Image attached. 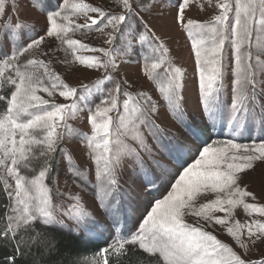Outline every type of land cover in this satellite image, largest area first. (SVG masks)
I'll return each instance as SVG.
<instances>
[{
    "label": "snow or ice",
    "instance_id": "obj_1",
    "mask_svg": "<svg viewBox=\"0 0 264 264\" xmlns=\"http://www.w3.org/2000/svg\"><path fill=\"white\" fill-rule=\"evenodd\" d=\"M205 4L211 8L213 0H109L107 6L97 7L85 0H58L54 9L47 0H0V89L5 85L10 89L7 95L0 94V101L5 102L0 110V193L8 201L0 246L13 249L9 264H16L17 257L31 254L33 248L40 256L57 254L59 244L53 232H67L77 241L116 233L111 243L77 264H128L129 252L140 254L137 264H264V203H257V194L249 190L256 184L264 196V142L243 145L229 139L219 146L198 147L199 158L182 168L163 198L155 199L143 223L133 230L135 226L129 228L124 220L121 227V214L143 192L150 193L160 178L155 170H165L155 159L153 168L145 164L141 151L151 156V148L139 131L131 137L139 151L121 139L130 126L150 125L155 138L157 132L165 131L156 119L163 110L164 116L184 129V140L195 142L201 134H208L226 111L232 137L247 133L251 138L257 127L264 134V102L260 100L264 93V79L260 78L264 77V42L252 50L253 34L258 39L264 36V0H234V6L233 0H216L217 14L209 21L186 19L193 6L203 11ZM26 9L38 12L43 23L37 17L21 19ZM81 18L84 23H76ZM153 18L162 31L171 19L191 41L203 128L187 118L184 69L164 38L153 30L149 23ZM22 32L35 35L21 45ZM76 32H95L109 47H92L70 38L69 33ZM6 40L11 43L6 45ZM46 41L48 47L42 48ZM117 41L119 49L114 47ZM226 44L232 49L233 63L230 105L224 83ZM138 48L140 53L145 48L150 53L142 56L140 71L155 84L163 104L136 89L133 78L116 79L121 66L117 54L123 63L125 57L136 55ZM61 51L63 59L57 57ZM82 51L100 55H80ZM54 61L63 65L64 71H77L79 65L100 72V76L91 84L73 87L53 70ZM57 94L66 103L56 102ZM95 96L99 103L93 109L88 102ZM85 109L90 135L73 130L68 123ZM114 112L115 117L111 115ZM74 137L96 167L101 192L92 208L85 201L91 183L87 164L83 169L72 164L71 149L61 147L62 141L67 138L71 142ZM185 147L183 142L175 145L178 154ZM57 151L64 157L66 177L80 191L59 188ZM125 158L132 162L134 177L127 190L121 184ZM4 173L14 186L3 178ZM48 179L56 184L55 192L45 183ZM67 183L66 179L65 187ZM55 196L65 197L66 206L55 204ZM237 209L250 219H236ZM188 218L193 219L189 222ZM216 225L230 237V244L207 230ZM23 233L29 234L28 240Z\"/></svg>",
    "mask_w": 264,
    "mask_h": 264
},
{
    "label": "rangeland",
    "instance_id": "obj_2",
    "mask_svg": "<svg viewBox=\"0 0 264 264\" xmlns=\"http://www.w3.org/2000/svg\"><path fill=\"white\" fill-rule=\"evenodd\" d=\"M48 4L51 8H56L58 0H47ZM63 0H59V3H62ZM86 3H89L93 7L97 6H107L109 0H85ZM216 0H213V7L209 8L207 4L204 5V10L201 11L195 6H193L192 10L188 11L186 14V19H194L200 23L207 22L211 19L212 16L217 14V10L215 9ZM234 6V0H233ZM114 11H119V9H113ZM95 18V14H91ZM232 13H230V16ZM25 17H37L40 20V23H43V17L39 16V13L33 9H26L21 12V19ZM148 19L147 17H145ZM15 23V20H13ZM76 23H84V20L77 19ZM90 23V21H89ZM149 23L153 26V30L157 32L158 35H161L168 47L171 50V53L174 56L176 63L184 69L185 72V103L184 109L187 113V118L190 122L194 123L195 125L203 128L205 126V118L201 111V104L199 101V86H198V75L196 73V65H195V56L192 53V46L191 41L189 40L188 36L179 30L178 26L172 25L171 19L168 21V28L166 30H161L159 27V22L156 19H151ZM35 35V33L31 32H22L18 43L23 45L27 41L28 37ZM70 38L81 40L82 42L89 44L92 47H104L107 48L109 45L103 43V38L99 37V35L95 32H91L87 35H82L80 32L76 33H69ZM264 42V36L257 38L256 34H253L252 38V45L253 51H256L257 43ZM11 42L6 40L5 44L8 45ZM42 48L48 47V41H46L42 46ZM115 48H120V42L117 41L114 45ZM227 53H228V60H227V70L225 75V86L227 88V103L230 105L231 97H232V82L233 76L231 74V69L233 66L231 52L232 49L230 45H227ZM80 55L90 56V55H100L99 53H91L87 51H82L79 53ZM143 55H150L147 48L144 49L143 53H140L139 48L137 49L136 55H131L129 57L124 58V62L122 63L119 54H117V64H120L119 74L116 75V79L123 80L125 77H131L135 80L136 89L146 91L150 95H152L153 99L156 100L158 103L163 104V100L159 95L158 89L152 81H149L147 77L143 76L140 71V66L143 64ZM57 57L59 59L64 58V53L58 52ZM264 59V57H261ZM53 70L61 75L63 81L70 86L73 87H80L82 84H91L94 80L99 78L100 72L92 71V70H85L81 68L79 65L76 66L78 69L77 71H64L63 65L56 63L55 61L52 64ZM264 79V77H260ZM5 91H10V89L5 85ZM39 95L43 96L46 99H52L46 96L44 93H38ZM123 99V98H121ZM56 102L58 103H66L58 96L55 97ZM261 102H264V93L260 94ZM84 102H81L83 104ZM89 106L93 109L95 108V104L99 103V96H95L94 98H90ZM5 104V102H4ZM121 111L122 108H121ZM87 115L88 111L85 109L83 112L78 114L76 119L69 120L68 123L73 130H76L81 133H88L91 134V127L87 123ZM114 117L116 113H112ZM227 112H223L220 118L217 120L214 126L210 127V132L208 134H201L199 139L195 142H191V140H184V136L186 133L184 129L179 126L177 122L173 119L167 118L162 115L157 119V123H159L164 129V132H157L155 134V138L153 137L152 132L150 131V125L145 127L144 125H140L138 129H134L131 126L128 130H126L125 135L121 137V139L128 145L137 148L139 151V145L136 144L134 140L131 139L132 135L139 131L140 134L146 139L148 146L151 148V156L145 154L141 151V155L143 156L145 164L151 169L153 165L151 161L153 159L160 161L161 164L164 165L165 170H155V174L160 178L156 181L155 185L151 189L150 193L148 191L143 192L138 199H136L135 203L131 206L130 209H125V211L121 214V227H123L124 220L127 221V225L129 228H138L140 224L143 223V220L146 218L148 212L151 211V207L155 203V199L163 198L164 195L167 194V191L170 190V184L174 182L175 178H178V173L182 171L183 167H187L189 164L194 163L195 159L199 158V154L197 148L199 147L202 150L203 146H219L221 142L227 141L229 139H235L236 142L243 144V145H252L264 142V134L261 133L259 127L256 128L253 136L249 138L248 134L245 133L243 136L240 137H232L229 127L226 123ZM178 142H183L186 147L185 149L177 153L175 149V145ZM61 147L69 148L72 151L74 160L71 162L72 164L79 165L81 169L87 167L89 169L88 179L91 181L88 185V191L85 194V201L89 208L93 207L96 200L97 194L101 192L96 180V167L89 160L84 152V149L79 146L78 137H74L71 142L66 138L61 143ZM113 149L117 147L115 144L112 145ZM56 155V172H58V185L59 188L64 191H73L77 192L80 189L77 187L76 184L71 182L70 178H67L65 175V160L64 157L61 155L59 151H57ZM131 161L124 159V168L122 170V178L121 184L126 190L132 186V180L134 177L132 176L131 172ZM31 175V173H27ZM55 175V173H53ZM3 178L8 179L9 183H12L14 186V182L11 178L6 177V173L3 174ZM68 180L67 187H65V181ZM3 182V179H2ZM49 187L53 188L55 192L56 184H53L51 179L45 181ZM254 191L257 196L258 200L257 203H264V196L261 195V189L258 185L253 184L249 189ZM54 203L59 204L62 207L66 206L68 203L65 197L62 196H55ZM219 216H223V213H217ZM236 219L244 222L245 220L250 219L249 217L245 216L242 209H237L234 213ZM189 222L192 221L193 218H188ZM38 224V223H37ZM208 231L212 232L214 235L217 236L224 243H231L230 237H228L224 229L221 226L216 225L215 228H209ZM67 233V232H66ZM116 233L112 232L109 234L105 232L103 236L97 238L93 237H85L81 241L84 243H101L105 246L112 242V239L115 237ZM264 251V249H261Z\"/></svg>",
    "mask_w": 264,
    "mask_h": 264
},
{
    "label": "trees",
    "instance_id": "obj_3",
    "mask_svg": "<svg viewBox=\"0 0 264 264\" xmlns=\"http://www.w3.org/2000/svg\"><path fill=\"white\" fill-rule=\"evenodd\" d=\"M5 88L4 86L0 89V94H8V91L4 90ZM4 107V101H0V110H3ZM2 184V179H0V187H2ZM7 203V198L0 193V229H3L7 224V220L3 219ZM35 227L39 229L41 225L36 224ZM51 234L55 236L59 244V252L57 254L40 256L37 254V250L33 248L31 254H27L26 252L24 256L17 257L16 264H34V260L36 264H77L78 260L91 258L99 252L100 248L105 247V245L101 243H84L81 240L77 241L71 238L66 232H53ZM23 235L25 240L29 239L28 233H23ZM12 253L13 249L11 247L0 246V264H9L7 258L10 257ZM139 255V253L133 254L129 252L127 257L128 264H137Z\"/></svg>",
    "mask_w": 264,
    "mask_h": 264
}]
</instances>
